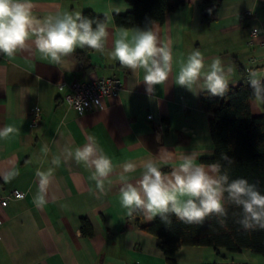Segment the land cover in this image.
<instances>
[{
    "label": "crops",
    "instance_id": "obj_1",
    "mask_svg": "<svg viewBox=\"0 0 264 264\" xmlns=\"http://www.w3.org/2000/svg\"><path fill=\"white\" fill-rule=\"evenodd\" d=\"M202 1L181 0L163 23L153 24L161 44L172 50L173 65L169 79L149 95L142 69L133 73L111 58L121 28L113 20V9L131 11L127 1L31 0L33 15L40 20L84 10L105 16L109 37L103 52L91 50L89 73L76 57L81 47L62 64L44 59L32 43L13 58L0 53V129L16 130L0 138V196L14 189L25 193L0 208V264H169L161 238L142 230L134 215H127L121 206L120 188L124 183L135 184L149 160L170 173L187 153H196L198 164L214 156L211 116L201 104L206 92L196 89L199 94H193L175 83L179 62L196 50L206 67L218 57L225 69L232 68L229 87L237 86L243 73L249 78L250 70L264 69V0H222L218 18L210 25L202 21ZM253 29H258L255 36ZM94 76L120 77L122 89L104 97L103 108L80 114L64 97L71 84ZM35 109L41 114L38 124L33 120ZM89 143L114 166L103 192L91 179L94 168L74 158L75 150ZM66 149L73 155L68 156ZM125 162L133 163L135 170L124 172ZM49 169L52 173L43 193L47 202L37 207L40 180L36 173ZM82 218L90 221L92 237L82 233ZM154 219L144 214L141 224ZM176 261L264 264V255L183 246Z\"/></svg>",
    "mask_w": 264,
    "mask_h": 264
},
{
    "label": "clouds",
    "instance_id": "obj_2",
    "mask_svg": "<svg viewBox=\"0 0 264 264\" xmlns=\"http://www.w3.org/2000/svg\"><path fill=\"white\" fill-rule=\"evenodd\" d=\"M31 0H0V53L13 58L17 52L34 44L44 59L62 64L78 47H88L103 52L109 32L106 18H89L80 13L75 15L48 16L43 20L33 15ZM113 11L119 14L120 9ZM111 58L118 60L124 68L144 71L146 92L152 95L156 86L164 84L172 73V50L162 45L152 27L129 30L121 27L114 40ZM232 68L225 69L220 58H214L205 65L199 50L190 53L179 62L175 83L193 94L207 92L214 97H224L229 90ZM264 69H252L248 83L257 101H264ZM199 89V92L196 91ZM99 105L100 102L96 101ZM103 108V105H100ZM12 127L0 129V138L11 136ZM68 156L73 153L66 149ZM77 162L94 168L91 179L99 191H104V182L113 172L111 159L92 143L77 148L74 153ZM196 153L181 157L178 167L164 173L151 160L145 162L139 180L124 183L120 188V203L127 215L143 212L149 219L157 216L165 224L171 223V216L184 223H202L207 217L216 216L223 225L227 216L225 201L240 209L237 223L245 230H264V194L254 183L245 178L231 179L229 168L220 162L208 165L196 162ZM221 160L230 167L234 161L222 153ZM124 172L135 170L131 162L123 164ZM47 173L37 171L40 191L35 198L37 207L46 204L44 186L48 183Z\"/></svg>",
    "mask_w": 264,
    "mask_h": 264
},
{
    "label": "trees",
    "instance_id": "obj_3",
    "mask_svg": "<svg viewBox=\"0 0 264 264\" xmlns=\"http://www.w3.org/2000/svg\"><path fill=\"white\" fill-rule=\"evenodd\" d=\"M78 1V0H76ZM132 10L114 14L113 20L118 27L140 28L153 27L154 23H163L167 14L176 10L181 0H125ZM222 0L202 1V21L210 25L218 18V9ZM82 16L89 18H106L91 10H84ZM91 48L82 47L76 57L82 70H93ZM240 70L241 66L236 62ZM247 72L237 86L229 87L224 97H214L207 92L201 98L202 107L210 114V132L215 146L213 157L204 158L202 162L210 164L220 162L229 168L231 179L245 178L258 186L264 194V112L254 115L252 100L254 96L248 83ZM264 109V101H262ZM227 154L234 163L229 167L221 160V154ZM227 216L221 225L213 214L202 223L188 224L171 216V223L165 224L158 216L149 224H141L143 212L134 213L135 222L145 232L161 238V250L169 264H177L176 254L183 246H210L223 248L229 252L250 250L264 255V230L245 231L238 223L240 209L225 201ZM81 231L85 236L94 235L92 225L82 218Z\"/></svg>",
    "mask_w": 264,
    "mask_h": 264
},
{
    "label": "built area",
    "instance_id": "obj_4",
    "mask_svg": "<svg viewBox=\"0 0 264 264\" xmlns=\"http://www.w3.org/2000/svg\"><path fill=\"white\" fill-rule=\"evenodd\" d=\"M258 29L252 30V35L255 36ZM123 83L120 77L117 76H94L89 81H77L70 85L69 92L66 93L64 99L68 106L78 113L96 111L101 109L104 97L117 95L122 89ZM96 101H99L98 105ZM34 123L38 124L41 121L39 109L33 112ZM149 120L153 118L148 115ZM161 128V126H160ZM25 196L23 191L14 189L3 196H0V208L12 200L22 199Z\"/></svg>",
    "mask_w": 264,
    "mask_h": 264
},
{
    "label": "rangeland",
    "instance_id": "obj_5",
    "mask_svg": "<svg viewBox=\"0 0 264 264\" xmlns=\"http://www.w3.org/2000/svg\"><path fill=\"white\" fill-rule=\"evenodd\" d=\"M252 110L254 115H259L264 112L262 101L252 100Z\"/></svg>",
    "mask_w": 264,
    "mask_h": 264
}]
</instances>
